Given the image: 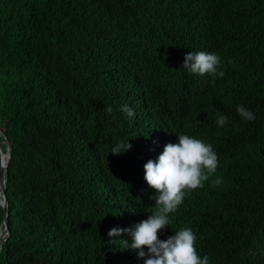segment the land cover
<instances>
[{
	"label": "trees",
	"instance_id": "trees-1",
	"mask_svg": "<svg viewBox=\"0 0 264 264\" xmlns=\"http://www.w3.org/2000/svg\"><path fill=\"white\" fill-rule=\"evenodd\" d=\"M199 51L221 58L223 77L183 68ZM178 134L211 144L219 164L159 238L191 228L209 264H264V0H3L0 264H144L108 232L155 210L144 165ZM121 141L132 147L112 154ZM5 217L0 205V232Z\"/></svg>",
	"mask_w": 264,
	"mask_h": 264
},
{
	"label": "clouds",
	"instance_id": "clouds-1",
	"mask_svg": "<svg viewBox=\"0 0 264 264\" xmlns=\"http://www.w3.org/2000/svg\"><path fill=\"white\" fill-rule=\"evenodd\" d=\"M221 58L206 51L190 52L185 56L183 68L191 74L213 77H223L219 71ZM215 81L213 80V83ZM128 118L135 116V111L124 104L120 109ZM108 113L112 109L106 108ZM238 114L245 120L252 121L255 114L243 105L237 107ZM226 115L220 114L216 124L224 127L228 123ZM178 142L168 143L158 160H149L145 165V180L156 191L155 210L143 220L129 228H112L109 237L127 234L125 240L128 248L137 252L144 264H209V258H203L197 252V237L191 228L175 231V235L167 240H161L159 233L170 225L169 214L174 213L183 203L186 195L197 188H202L204 182L212 177L218 168V156L211 144L186 134H178ZM132 145L123 141L115 144L111 153L120 155L126 153ZM7 158H0V168L7 167ZM222 178L212 181L213 186L222 184ZM130 240V243L128 242ZM114 241V240H112ZM109 241V242H112ZM147 249V252L145 251Z\"/></svg>",
	"mask_w": 264,
	"mask_h": 264
},
{
	"label": "water",
	"instance_id": "water-1",
	"mask_svg": "<svg viewBox=\"0 0 264 264\" xmlns=\"http://www.w3.org/2000/svg\"><path fill=\"white\" fill-rule=\"evenodd\" d=\"M3 0H0V8L2 6ZM2 132V131H1ZM4 142L8 144L7 147V157H8V163L11 159V146L10 142L7 137H5ZM3 157V150H2V145L0 143V158ZM7 163V167H8ZM6 168H0V205H2L5 209L6 212V217H5V223H4V231L0 232V251L1 247L4 244V242L9 238L10 232H9V220H8V198H7V191H6Z\"/></svg>",
	"mask_w": 264,
	"mask_h": 264
},
{
	"label": "bare ground",
	"instance_id": "bare-ground-1",
	"mask_svg": "<svg viewBox=\"0 0 264 264\" xmlns=\"http://www.w3.org/2000/svg\"><path fill=\"white\" fill-rule=\"evenodd\" d=\"M2 158H7V160H8V157H7L6 153L3 152V157Z\"/></svg>",
	"mask_w": 264,
	"mask_h": 264
}]
</instances>
